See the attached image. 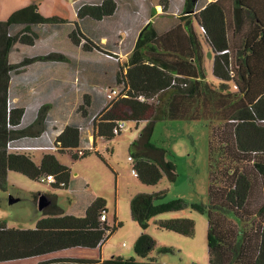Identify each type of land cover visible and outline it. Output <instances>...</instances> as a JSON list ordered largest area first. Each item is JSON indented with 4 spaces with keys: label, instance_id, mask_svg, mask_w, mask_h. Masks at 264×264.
I'll list each match as a JSON object with an SVG mask.
<instances>
[{
    "label": "trees",
    "instance_id": "trees-1",
    "mask_svg": "<svg viewBox=\"0 0 264 264\" xmlns=\"http://www.w3.org/2000/svg\"><path fill=\"white\" fill-rule=\"evenodd\" d=\"M196 0H185L183 12L194 14L202 39L212 53L214 84L206 79L201 38L187 17L183 27L175 25L158 33L155 22L147 21L138 33L127 62L116 71L121 86L110 100H91L83 95L76 112L87 117L84 123L66 124L55 137L57 148L42 155L37 163L32 153L9 151L10 141L38 137L47 126L52 105L41 104L34 120L22 126L25 107L12 104L9 83L12 72L37 60H66L62 54L24 57L10 62L14 44L33 46L37 37L34 26L57 22L61 18L42 15L36 3L14 10L0 20V189L6 190L7 173L14 171L31 180L51 174L52 188L67 189L70 166L56 153L68 152L73 160L95 153L80 149L82 128L90 123L94 137L110 140L119 135L113 130L120 122H142L137 138L128 146V156L136 178L147 185L157 184L163 176L175 181L177 172L165 139L152 141L155 122L183 119L206 121L208 135V200L206 204L190 203L193 210L207 215L208 264H264V0H211L199 11ZM114 0L81 3L76 7L79 19L101 20L112 16ZM163 9L167 8L162 3ZM194 20V21H195ZM13 31L14 33H11ZM74 45L92 51L101 47L86 36L74 21L68 33ZM93 106V108H91ZM77 116V115H76ZM42 194H34V203ZM48 203L33 228L8 227L0 221V261L22 259L68 247L101 245L120 221L110 224L101 220L107 215L102 197L91 200L82 215L65 213L57 195L46 193ZM164 191L137 193L131 197V217L141 232L133 248V257L112 256L108 259L57 258L37 264H169L149 257L155 241L147 233L151 219L161 213L188 207L186 200L175 198L156 202ZM255 208L244 214L247 205ZM160 228L192 237L195 223L188 217L158 219ZM163 252L172 251L162 246ZM195 264V263H192Z\"/></svg>",
    "mask_w": 264,
    "mask_h": 264
},
{
    "label": "rangeland",
    "instance_id": "rangeland-1",
    "mask_svg": "<svg viewBox=\"0 0 264 264\" xmlns=\"http://www.w3.org/2000/svg\"><path fill=\"white\" fill-rule=\"evenodd\" d=\"M1 1L4 0H0V5ZM5 1L10 3L9 9L16 10L18 6L27 4L30 0ZM101 1L38 0L40 13L62 19L34 26V32L37 35L34 44H41L43 47L41 50L35 46L31 48L19 41L14 44L9 54V61L13 63L21 61L24 57L31 58L49 53L62 54L69 59L59 63L61 72L59 71V76L55 78L60 77L56 90L50 88L45 93L41 91L40 94L31 96V100H34V107L41 105V101L45 98L51 105L50 101H54L55 111H62V119L57 122L55 118L48 116L46 127L50 133L47 132L45 138H40L36 142L24 139L25 143L29 141V144L33 145L51 144L50 140H53L59 130L55 126L61 127L65 122L75 120L76 115H79L76 109L85 93L90 94L93 102V99L103 96L109 89L117 91L121 89L115 80L116 71L127 62L133 50L135 42L133 38L147 20H154L158 33H160L176 24L183 27L187 17H190L193 21L192 26L202 39L200 35L202 32L194 14L186 16L183 11H170L168 7L163 9L162 3L167 0H114L117 9L112 16L101 20H94L90 17L76 18L75 9L79 4H96ZM152 8L159 13L152 14L151 12H154ZM74 21L78 22L80 30L94 43H97L102 50L86 51L81 45H74L70 42L68 32L74 28ZM11 33L14 32L11 31ZM70 61L74 64H70ZM40 63L41 60L31 65H41ZM93 63H99V65ZM206 64V69L210 70L207 58ZM28 67L26 65L12 72L11 78L15 79V83H19L9 91L12 104L26 106L29 102L28 97L22 95L21 89L24 78L22 74L28 70ZM207 70V80L217 84L219 81ZM48 73L54 74L53 72ZM27 118L28 112L24 116V122ZM143 125L142 122L136 126L135 122L127 121L119 135L108 141L97 139L96 150L104 157L106 163L95 153L76 160H73L69 153H57L59 160L71 168V179L67 189H54L47 181L31 180L20 173L9 171L6 190L0 189V221L8 227L33 228L36 220L42 215L40 208L36 206L38 199L36 203L33 201L34 194L38 192L43 194L54 192L61 206L67 211L76 202L88 203L95 197H102L108 208V222L112 224L115 215L122 225L117 227L100 247L76 246L48 254L50 256L45 254L40 257L108 259L112 256H121L143 261L144 259L137 256L133 248L141 228L131 217L129 202L131 197L137 193L163 190L164 196L156 202L182 198L189 206L179 211L158 214L151 219L147 233L155 241V245L148 256L158 262L169 264H208L207 215L193 210L190 206V203L206 204L208 200V124L206 121L183 119L155 122L151 139L158 144L165 139L177 172L175 181L170 182L163 176L155 185L144 184L136 178L128 156L129 143L138 136ZM88 126L90 128L91 124L89 123ZM85 133L86 130L81 132L82 145L94 149ZM33 151L48 150L38 148L27 153H33ZM35 156L37 158V155ZM44 197L41 202H46L48 199L46 195ZM10 198L16 200L11 201ZM252 207H256L255 202L248 204L243 213H250ZM176 217H188L194 221L195 233L192 237L160 228L156 223L158 219ZM162 246L171 247L172 251L163 252L160 250ZM38 261L39 257L33 256L0 261V264H37Z\"/></svg>",
    "mask_w": 264,
    "mask_h": 264
},
{
    "label": "crops",
    "instance_id": "crops-1",
    "mask_svg": "<svg viewBox=\"0 0 264 264\" xmlns=\"http://www.w3.org/2000/svg\"><path fill=\"white\" fill-rule=\"evenodd\" d=\"M209 1H211V0H197V2H196V4H195V6H196V8H195V10L194 11H199L201 8H203L204 7V5L207 3V2H209ZM2 3H1V5H0V20H4V19H6L14 10V8H11V9H9L10 8V3L8 2V1H1ZM29 3H36L37 5H39V2H38V0H30L27 4H22L23 6H25V5H28ZM163 3H166L167 4V7H168V9H170V11H184L183 10V8H184V0H170V4H168V0L167 1H165V2H163ZM18 6L19 8L20 7H23V6ZM39 8H40V6H39ZM117 9V8H116ZM152 11H154V12H151L152 14H154V13H159L158 11H155L153 8L151 9ZM75 11H76V9H75ZM116 12V11H115ZM114 12V13H115ZM113 13V14H114ZM42 14V13H41ZM43 15V14H42ZM45 15H47V14H44V16ZM54 16V15H53ZM46 17H50V16H46ZM76 18H77V16H76ZM62 19V18H61ZM69 19H72V18H69ZM149 20H151V19H149ZM149 20H147V21H149ZM146 21V22H147ZM154 21V20H153ZM145 22V23H146ZM74 23V22H73ZM144 23V24H145ZM140 31V30H139ZM70 32V31H69ZM68 32V33H69ZM139 33V32H138ZM137 37H138V34L136 35V36H134V38H133V40L136 42V39H137ZM201 41H202V46H203V53H204V68H205V74H206V58H207V60H208V69H210V70H207V71H209L210 73H211V75L213 76V74H212V53H211V50H210V48H209V46H208V44L203 40V39H201ZM71 42V41H70ZM135 42H134V44H135ZM72 43V42H71ZM36 44V43H35ZM35 44L33 45V46H29V47H34L35 46ZM134 47V46H133ZM45 49V48H44ZM43 49V50H44ZM210 58H209V57ZM66 57V56H65ZM69 59H68V57H66V60L65 61H68ZM37 61H39V60H37ZM45 61V62H44ZM44 61H41V65H28L29 67H28V70L26 71V72H24L23 74H22V77H24L23 79H22V95H25V96H27L28 97V99H29V102L26 104V106H24L25 107V114H24V116L26 115V113L28 112V118H27V121L26 122H24V117H23V119H22V123H21V125L22 126H26V125H28L29 123H31L33 120H34V118H35V116H36V111H37V108L40 106V105H37V107H34V100H31V96H33V95H36V94H40L41 93V91H44V93H45V91L46 90H48V89H52V90H56V86H57V82H59V79H60V77L58 78V79H55L57 76H59V71L61 72V65L59 64L60 63V61H63V60H52V61H50L49 62V60H44ZM36 62V61H35ZM48 63V64H47ZM70 64H74L72 61H70ZM93 64H97V65H99V63H93ZM48 72H53L54 74H50V73H48ZM214 77V76H213ZM207 79V78H206ZM216 79V78H215ZM215 83V82H214ZM17 84H19V83H15L14 82V78L12 77L11 79H10V85H9V91L11 90V89H13L14 87H16V85ZM59 89V88H58ZM11 96V95H10ZM13 97V96H12ZM103 96H101V97H97V102H98V104L99 103H101V102H103L104 101V99L102 98ZM11 99V98H10ZM42 103L41 104H43V103H48L49 102V100L48 99H43L42 101H41ZM51 103H52V108L49 110V112H48V116H50V117H52L53 119L55 118L56 120H57V122L58 121H60L61 119H62V111H55V107H54V101H50ZM60 110H63L62 108H60ZM86 118L87 117H78V116H76V118H75V120H72V121H70V122H65L63 125H61V127L59 126L58 127V125L57 126H55V127H57V128H59V130H58V133L63 129V127L66 125V124H69V123H71V122H73V121H78V123L80 122V123H84L85 121H86ZM89 123L88 124H86L83 128H82V131H85L86 130V133H85V136H86V138L87 137H89V139H90V143H91V145H93V148L96 150V141H97V139H103V140H106V139H104L103 137H99V136H96V137H94V132H93V127L91 126L90 128H89ZM57 133V134H58ZM56 134V135H57ZM137 138V137H136ZM88 139V138H87ZM133 139H135V138H133ZM108 141V140H107ZM130 144V143H129ZM80 149H89V148H86L85 146H83L82 145V143L80 144ZM106 150H107V148H105ZM46 152H52L51 150L50 151H33V153H32V155H33V158H34V160L38 163L39 161H40V159H41V157H42V155L44 154V153H46ZM64 153H68V152H64ZM35 155H37V158H36V156ZM56 155H57V153H56ZM57 157H58V155H57ZM58 159H59V157H58ZM62 162V161H61ZM63 163V162H62ZM67 165V164H66ZM9 172V171H8ZM8 174V173H7ZM55 189V188H54ZM41 192H38V194H40ZM52 193H54V192H52ZM42 195H46V194H43V193H41ZM55 194V193H54ZM40 197V196H39ZM57 201H58V199H57ZM58 203H59V201H58ZM89 203V202H88ZM88 203H80V202H76V203H74L72 206H71V208L67 211V210H65L62 206H61V204L59 203V205L64 209V211H65V213H70V214H74V215H82L83 213H84V211H85V208H86V206H87V204ZM37 206V205H36ZM72 209V210H71ZM107 212H108V208H107ZM42 213V212H41ZM43 216V214L40 216V217H42ZM39 217V218H40ZM114 218H115V221H117V219H116V217H115V215H114ZM114 218H113V222H114ZM37 221V220H36ZM107 221H108V213H107ZM112 222V223H113ZM110 223V222H109ZM109 238V237H108ZM107 238V239H108ZM106 239V240H107ZM105 240V241H106ZM104 241V242H105ZM103 242V243H104ZM102 243V244H103ZM101 244V245H102ZM101 245H99V246H96V247H100ZM76 247V246H75ZM68 248H70V247H68ZM68 248H64V249H60V250H56V251H51V252H48V253H45L46 255H48V254H51V253H56V252H58V251H61V250H66V249H68ZM45 254H41L42 256L43 255H45ZM41 255H36V256H38L39 257V261H38V263H40V262H44V261H48V260H52V259H57L58 257H62V258H70V257H63V256H54V257H51V258H47V257H40ZM36 256H34V257H36ZM48 256H50V255H48ZM65 256V255H64ZM31 257H33V256H31ZM29 258V257H28ZM14 260H17V259H14Z\"/></svg>",
    "mask_w": 264,
    "mask_h": 264
},
{
    "label": "built area",
    "instance_id": "built-area-1",
    "mask_svg": "<svg viewBox=\"0 0 264 264\" xmlns=\"http://www.w3.org/2000/svg\"><path fill=\"white\" fill-rule=\"evenodd\" d=\"M118 93V91L116 89H109L106 93H105V97L110 100L112 99L116 94ZM47 123V122H46ZM125 127V122H120L118 124L117 127L114 128L113 132L114 133H118L120 129H123ZM47 132L50 133V131L46 129L38 136V137H35V138H28V137H25V138H22L20 140H14V141H10L7 145V148L9 151H22V152H30V150L32 151L33 149H38V148H41V149H45V150H55L57 148V146L55 145V137L56 135L54 136L53 140H50L51 141V144H45V145H33V144H29V141H26V143L24 142V139L26 140H30V141H38L40 140V138H45V135L47 134ZM54 180V177L51 175V174H48V175H45V176H41L40 177V181H47V182H51ZM100 219L101 220H105L107 219V215L106 213L102 212L101 215H100Z\"/></svg>",
    "mask_w": 264,
    "mask_h": 264
},
{
    "label": "water",
    "instance_id": "water-1",
    "mask_svg": "<svg viewBox=\"0 0 264 264\" xmlns=\"http://www.w3.org/2000/svg\"><path fill=\"white\" fill-rule=\"evenodd\" d=\"M44 196H45V195H42V196H40L39 199H38L37 206L40 208V210L42 209V207H44V206L48 203V199L46 200V202H45V201L41 202V200L45 198ZM10 200L13 201V200H16V199H12V198H10Z\"/></svg>",
    "mask_w": 264,
    "mask_h": 264
},
{
    "label": "bare ground",
    "instance_id": "bare-ground-1",
    "mask_svg": "<svg viewBox=\"0 0 264 264\" xmlns=\"http://www.w3.org/2000/svg\"><path fill=\"white\" fill-rule=\"evenodd\" d=\"M116 11V10H115ZM35 47H37L38 50H41L43 47L41 46V44H35ZM15 80V79H14ZM15 102V101H14Z\"/></svg>",
    "mask_w": 264,
    "mask_h": 264
}]
</instances>
